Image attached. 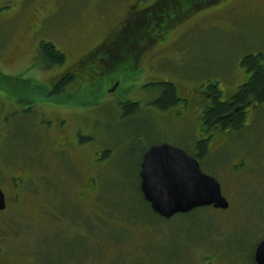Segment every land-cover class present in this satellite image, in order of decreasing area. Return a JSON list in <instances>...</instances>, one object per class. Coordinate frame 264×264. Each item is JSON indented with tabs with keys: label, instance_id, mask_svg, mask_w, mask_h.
<instances>
[{
	"label": "rangeland",
	"instance_id": "1",
	"mask_svg": "<svg viewBox=\"0 0 264 264\" xmlns=\"http://www.w3.org/2000/svg\"><path fill=\"white\" fill-rule=\"evenodd\" d=\"M153 2L0 0V185L10 195L9 209L0 214V245L7 250L6 263L21 258V264H28L31 258L26 254H30L36 264H123L125 257L135 258L131 264H199L203 250L211 253L212 247L223 254L215 257V264H253L255 246L264 234L261 222H254L253 217H264V190L254 193L248 186L234 187L235 178L218 176L232 200L229 207L201 205L164 217L150 207L139 183L141 161L152 145L165 139L189 148V139L197 130L190 122L183 134L181 122L153 103L151 94L158 89L152 84L144 87L146 79L158 74L160 78L151 81H173L187 95L191 87L227 68L230 74H223L228 84L245 54L264 51V2L220 0L191 10L186 8L189 1H184V17L177 19L171 13L172 20L164 19L168 15L159 9L154 13ZM48 4L51 10L43 13ZM141 9L142 14L137 12ZM39 17H47V22L33 33L32 24ZM134 17L132 27L139 25L134 37H147L154 52L142 58L135 75L117 69L126 76L117 91L109 92L115 85L108 73L80 98L47 94L43 85H50L56 72L78 62L86 49L104 40L115 22ZM169 21L174 22L169 31L160 34L154 28L144 36L150 27ZM43 40L66 51L63 64H44ZM79 73L80 86L86 78L90 81L89 74ZM47 98L65 100L67 106H42ZM123 100H137L139 105L131 112ZM63 116L69 122L59 125ZM50 118L55 120L52 128ZM61 134L74 136L70 147L55 141V135ZM247 134L236 133L235 152L250 153ZM217 155L214 163L222 159ZM89 162L95 171L92 192L98 194L94 202L88 196L90 204H86L75 192L83 182L79 170ZM12 171L29 177L17 207L11 187L5 185ZM125 214H132L138 222L126 221ZM122 225L128 226L126 238L109 237L120 238ZM111 256L115 259L110 262Z\"/></svg>",
	"mask_w": 264,
	"mask_h": 264
},
{
	"label": "flooded vegetation",
	"instance_id": "2",
	"mask_svg": "<svg viewBox=\"0 0 264 264\" xmlns=\"http://www.w3.org/2000/svg\"><path fill=\"white\" fill-rule=\"evenodd\" d=\"M184 1L176 0L175 2H173V0H154L153 4L155 9H153V12L156 13V10L159 9L160 11L164 12L163 15H168V17H165L164 19L172 20L173 17L170 15L171 13L176 14L177 19H182L184 16L183 12L181 11ZM259 1L264 2V0ZM53 2L54 0H51V4H53ZM197 6L199 5H196L195 7ZM146 7L150 8L152 6L147 5ZM49 10H51V7H49L48 4L43 13H48ZM137 12L142 14L145 11L141 9ZM44 18L45 20L43 21ZM46 22L47 17H39L38 19L34 20L31 32H38L40 28H44V24H46ZM135 22V17L133 19L127 18V20L122 22L120 21V23L115 22L113 27L110 29V34L104 40L86 49L78 58V62H73L64 70L60 69L59 73L56 72L53 77L54 79L50 85H43L47 94L50 95L53 93H61V95H67L66 97L76 94L75 96H79L78 98H80L81 94H88L87 90H92L93 87L98 84L101 79H103L104 75L108 73H111V80L113 81L112 85H115V88L113 89L114 91H111L109 89V92L117 91V87L121 82L122 77L125 76L122 75V73L117 69L123 68L124 74L131 76L135 75L136 71L141 68L140 63L142 61V58L147 53L149 54L152 52V46H149L151 40H148L147 37H144L142 39L134 37V32L136 30H139V25L132 27V24ZM173 23V21H169L164 26L161 24H157L160 25L159 27H157V25L152 26L149 28V30H147V32H145L144 36H148L154 28L160 34H162L163 31H169L170 25H172ZM115 36L117 38H115ZM164 37H166V35H162L161 38ZM55 45L58 46L57 44ZM260 52L261 53L245 54V56L242 57L237 64L238 72L237 74H235V78L229 80L231 82H229L228 84H225L224 82V80L227 78L226 76H224L223 72H227L230 74L231 71L226 68L223 72L220 73V75L215 76V78H210V80H207V82L200 81L199 84L191 87V91L187 95L182 93L179 89V86L173 81H151L159 79L160 75L158 74L150 75L151 77L147 78L144 83V87L147 88L149 84L157 86L156 88L158 89V91H153L154 93L152 92L151 94L152 98L154 97L153 103L158 104L157 106L160 109L168 110V113H170L171 117L173 116L177 118L179 122H181L183 134H185V132L188 130L190 122L196 124V133L191 139H189L188 142L190 147H183V149L198 160L201 169L204 172L214 175L217 178L218 176H223L228 179L235 178L236 181L234 183V187L235 184L239 187L248 186L252 188V191H255L254 193H256L258 190H264V58L262 57L264 51ZM64 53L67 58L66 51H64ZM247 55L260 57L257 60L258 66L260 68H255V64H253L254 62H250L249 60L246 61L245 57ZM43 60L45 65H60L55 63L51 64L49 62L50 60L48 59ZM127 61L128 64L125 65L124 63H126ZM122 64H124L125 66H121ZM79 72L89 74L90 81L88 78H86V84H81L80 86L79 79L81 77L79 76ZM167 83H170L174 86L176 101L168 103L163 107L159 105V100L164 95L163 85H166ZM123 101V105L128 102L136 103L139 105V101L137 100H127V102L126 100ZM64 102L65 100L62 99L52 101L51 99L47 98L44 101H41V105H50L54 108L58 107L62 109L66 108L67 106V104H65ZM75 103L77 104L76 101ZM70 105L72 104H69V107ZM212 110L215 111V114L211 113ZM50 119V128H52L54 127L55 120L52 118ZM62 122L68 123L69 118L67 116L61 117V120H59L58 122L59 125H63L64 123ZM238 131H248L247 136L249 137L250 147L247 151H249L250 153L235 152L236 147L234 146L233 141ZM73 137V135L66 136L61 134L55 135L54 139L55 141L62 140L70 147V145L73 144V142L71 143ZM187 137L189 138L188 135ZM164 142L170 143L165 139H162L158 143ZM58 144L59 143H57L56 145ZM69 147H67V150L69 149L70 151L74 152ZM215 154H218L217 156L222 157V159L218 160L216 158L214 163L213 156ZM72 158L78 165L74 153L72 154ZM142 162L143 159L141 161L140 173L142 170ZM203 165L205 167H208V170H206ZM86 168H80L79 170L80 175L78 176L82 175L80 177V181L83 182L81 183V187L76 189L75 193L81 201L85 202L86 204H90L88 196L92 195L94 199L91 201L94 202L96 201V195L98 193H95V191L92 192L93 190H95V171L91 168L90 162L86 166ZM85 170L86 172L84 173ZM55 173L60 174L58 172ZM7 175L8 177H6L5 179V185L11 187L13 191L12 195L14 197V207H17L21 201L23 190L27 188L29 177L26 176L25 173L14 171L10 172ZM88 178L90 179V181H88ZM219 181L222 185L220 179ZM139 184V188L142 192L141 176ZM0 188L4 192L6 201L5 207L0 209V214H2L10 207V195L8 194L7 187L0 185ZM222 192L229 201V207L232 200L231 198H229L227 192L226 194L224 193L223 186ZM149 205L152 208L150 202ZM125 216H127L128 218L126 221L134 223L138 222V220L132 214H125ZM249 220H251V216L249 217ZM253 221L261 222L259 223V226L264 229V217L261 219L258 216L253 217ZM108 225L109 224H104L103 227H108ZM122 226L123 227L118 226L123 230V235L120 238L113 237L112 235L108 236L117 240H123L124 238H126L128 235V226ZM263 239L264 234L260 236V239L255 246L253 264H257V260L255 257L256 247ZM148 247L149 246H147L146 248L149 249ZM203 249H208V246L204 247ZM209 250H211V253H206V250H203L204 257L200 256L201 260L199 259L197 263L215 264V257L220 258V255H223L212 247H210ZM6 251L7 250L4 249V246L0 245V264H21V261H24L23 259L18 258V260H20L18 262L12 260L6 263ZM125 254L126 253L124 252L122 257H124ZM207 254L208 256H206ZM26 255H29L27 257L31 258L26 260L28 264L37 263L34 255ZM127 258L128 257L123 258V264H131L130 261L133 262L135 260V258H130V260H128L129 258ZM205 258L209 259L205 260ZM72 259L73 258L71 257V260ZM114 259L115 257L111 256L108 261L111 262ZM156 262L158 263V260H156Z\"/></svg>",
	"mask_w": 264,
	"mask_h": 264
},
{
	"label": "water",
	"instance_id": "3",
	"mask_svg": "<svg viewBox=\"0 0 264 264\" xmlns=\"http://www.w3.org/2000/svg\"><path fill=\"white\" fill-rule=\"evenodd\" d=\"M140 175L145 198L163 216L201 205H229L219 179L204 172L195 157L171 143L154 144L145 152ZM5 204L0 188V209ZM255 257L257 264H264V239L257 245Z\"/></svg>",
	"mask_w": 264,
	"mask_h": 264
},
{
	"label": "trees",
	"instance_id": "4",
	"mask_svg": "<svg viewBox=\"0 0 264 264\" xmlns=\"http://www.w3.org/2000/svg\"><path fill=\"white\" fill-rule=\"evenodd\" d=\"M185 1H189V3H188L186 8L192 10L193 8H196L195 6H193V4H195L197 2H201V4L199 5V6H201L204 3L206 4V3L214 1V0H208V1L207 0H185ZM173 2H175V1H173ZM190 5H191V7H189ZM40 53L42 55V58L45 59V60H47V59L50 60L49 62L51 64H53V63L62 64L66 60V55H65L64 51L60 47L56 46L51 41H46V40L41 41V43H40ZM245 58H246V61L249 60L250 62H254L253 64H255V68H260L258 66V62H257L258 56L247 55ZM163 90H164V95L159 100V105L164 107L168 103L176 101V94H175L174 86L172 84H170V83H167L166 85H163ZM68 97H70V96H68ZM134 105L137 106L138 104L128 102L125 106H127L128 109L132 110L131 112H133ZM211 113L215 114V111L212 110Z\"/></svg>",
	"mask_w": 264,
	"mask_h": 264
}]
</instances>
